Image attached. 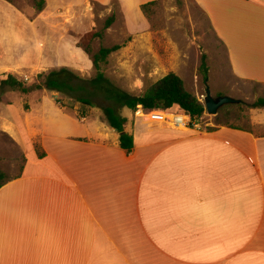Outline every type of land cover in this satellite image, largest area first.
I'll return each instance as SVG.
<instances>
[{
	"label": "crops",
	"instance_id": "1",
	"mask_svg": "<svg viewBox=\"0 0 264 264\" xmlns=\"http://www.w3.org/2000/svg\"><path fill=\"white\" fill-rule=\"evenodd\" d=\"M116 1L132 30L129 13L156 0ZM192 1L234 76L264 85V0ZM83 2L47 0L32 16L0 0V79L66 62L49 46ZM12 96L1 103L0 137L14 154L0 157L24 155V164L0 189V264H264V136L174 130L131 111L128 153L106 118L77 119L47 91Z\"/></svg>",
	"mask_w": 264,
	"mask_h": 264
},
{
	"label": "rangeland",
	"instance_id": "2",
	"mask_svg": "<svg viewBox=\"0 0 264 264\" xmlns=\"http://www.w3.org/2000/svg\"><path fill=\"white\" fill-rule=\"evenodd\" d=\"M16 1L19 9L33 16L35 8L31 0ZM55 1L51 0V3ZM78 1L82 0H75L76 3ZM72 7L75 11L69 12L70 21L63 23L64 26L57 31L58 33L56 32L57 37L61 39L49 46L50 50H57L55 52L58 53L59 58L67 54L68 60L57 63L56 68L42 72L68 67L84 79L92 80L96 76V71L84 49L96 54L102 47L120 45L122 48L110 56L109 64L104 69L106 77L116 87L133 96H140L155 81L170 72H176L184 80L186 89L200 102L202 100L205 103L207 88L215 99L228 96L240 101L238 104L220 108L217 115H209L205 111L201 119L202 131L214 130L217 126H227L264 136V108L254 107L258 99L264 98V85L241 81L234 76L225 47L217 39L205 14L192 0H162L151 8L149 20L142 12L138 13L134 10L129 13L135 26L132 30H129L121 4L116 0L108 6L96 0H85L82 4H73ZM86 13L88 14V22L85 23L87 30L78 33L77 26L82 17L85 19ZM112 14L116 15V21L110 29L104 31L105 22ZM103 31V38L95 36ZM64 38H73V44H66ZM79 44L83 48L79 47ZM202 55L207 56L209 67L206 82L199 73ZM39 70L42 69H36L34 72L22 71L16 77L31 84L38 74L42 73ZM8 93H13L11 98L15 102H19L20 95L22 100L25 99L24 95L17 91H8L3 99ZM50 95L56 101L63 99V103L67 102V98L63 95L58 93H50ZM79 95L90 100L92 107L75 103L72 113L79 115L81 112L86 114L91 112L90 122H98L101 118H105L104 108L113 106V103L94 87H89ZM0 108L4 111L2 118L9 116L4 106L0 104ZM132 112L128 108H118V114L122 117L130 118ZM12 146L6 138L0 137V154H14ZM35 147L38 148V143H35ZM3 160L6 162L2 168H7L11 172L6 174L7 178L21 175L24 155L17 157L16 161L0 157V163Z\"/></svg>",
	"mask_w": 264,
	"mask_h": 264
},
{
	"label": "trees",
	"instance_id": "3",
	"mask_svg": "<svg viewBox=\"0 0 264 264\" xmlns=\"http://www.w3.org/2000/svg\"><path fill=\"white\" fill-rule=\"evenodd\" d=\"M6 1L18 7L16 0ZM31 1L38 13L43 12L47 7V0ZM161 1L156 0L141 6V11L148 20L151 8ZM115 21L116 15L112 14L105 22L104 31L110 29ZM104 31L95 34V36L103 38ZM79 47L83 48L81 44H79ZM121 48L120 45L102 47L96 54H93L88 49H84L86 54L89 55L93 68L96 71V76L92 80L84 79L68 67L42 72L38 74L36 80L31 84L21 81L16 76L8 75L6 79H0V104L3 102V96L8 91H17L26 97L33 92L47 91L58 93L67 98L66 103H63V99L56 101L64 111L77 119H82L86 113L73 114L72 111L75 109L74 104L79 103L82 106L92 107L90 100L79 94L87 91L89 87H94L113 103V106L104 108L105 118L109 127L120 134V146L128 153H131L134 149V138L125 132L128 119L118 114V108H128L136 112L138 107L142 106V108L148 111L184 112L197 120L204 116L206 111L205 103L200 102L195 95L186 89L184 80L175 72H170L163 78L155 81L140 96H133L116 87L106 77L104 69L109 64L110 56ZM199 73L202 75L203 81L206 82L209 74L206 55H202ZM254 107L264 108V98L258 99L254 103ZM25 108L27 109L28 106H25ZM39 156L42 157L43 155ZM6 180V174L0 168V189Z\"/></svg>",
	"mask_w": 264,
	"mask_h": 264
},
{
	"label": "built area",
	"instance_id": "4",
	"mask_svg": "<svg viewBox=\"0 0 264 264\" xmlns=\"http://www.w3.org/2000/svg\"><path fill=\"white\" fill-rule=\"evenodd\" d=\"M203 103V101L201 100ZM136 117L146 120L147 122L165 124L174 130H197L202 131L201 119H193L190 115L184 112H170V111H148L139 106L134 112Z\"/></svg>",
	"mask_w": 264,
	"mask_h": 264
},
{
	"label": "water",
	"instance_id": "5",
	"mask_svg": "<svg viewBox=\"0 0 264 264\" xmlns=\"http://www.w3.org/2000/svg\"><path fill=\"white\" fill-rule=\"evenodd\" d=\"M239 102L240 101L228 96L219 97L215 99L212 96L210 89L207 88L206 97H205V106H206V111L209 115H217L220 108L226 105L238 104Z\"/></svg>",
	"mask_w": 264,
	"mask_h": 264
}]
</instances>
